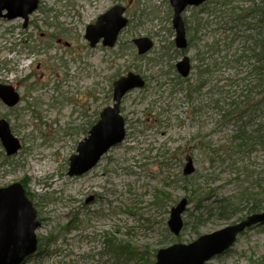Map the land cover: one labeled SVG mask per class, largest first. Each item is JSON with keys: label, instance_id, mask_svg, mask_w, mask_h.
I'll return each instance as SVG.
<instances>
[{"label": "rangeland", "instance_id": "obj_1", "mask_svg": "<svg viewBox=\"0 0 264 264\" xmlns=\"http://www.w3.org/2000/svg\"><path fill=\"white\" fill-rule=\"evenodd\" d=\"M262 1L188 8L186 50L175 46L169 0H40L26 29L22 19H0V84L21 97L15 108L0 101V120L22 145L7 157L0 142V189L24 183L41 223L42 252L26 264H113L100 254L106 239L158 252L246 216H213L193 227L192 184L210 192L201 205L210 209L222 200L246 209L243 192L264 189V147L237 155L231 140L239 125L264 126V89L255 90L251 73L264 39ZM117 5L129 24L116 47L91 48L87 27ZM139 38L154 42L143 56L133 44ZM184 56L192 63L187 78L176 68ZM129 73L146 86L122 100L126 139L93 170L69 177L70 158L114 104L113 84ZM189 163L193 173L186 176ZM183 198L191 200L183 217L190 226L174 236L167 223ZM208 264H264V226L247 230Z\"/></svg>", "mask_w": 264, "mask_h": 264}, {"label": "water", "instance_id": "obj_2", "mask_svg": "<svg viewBox=\"0 0 264 264\" xmlns=\"http://www.w3.org/2000/svg\"><path fill=\"white\" fill-rule=\"evenodd\" d=\"M207 0H169L174 10L173 29L175 45L186 49L188 40L183 13L188 7H199ZM39 0H0V19L8 21L23 19L27 28L30 16L37 11ZM125 8L115 6L101 15L94 25L88 26L86 40L90 47L101 41L104 47H115L121 31L128 25L124 17ZM264 16V11H263ZM139 55H146L154 47L148 38L134 40ZM182 77H187L191 66L188 57L177 64ZM142 77L129 73L114 83L113 106L107 107L100 115L98 123L92 127L88 137L79 143L77 154L70 158L69 177H80L94 169L102 157L126 138V125L121 115L123 97L134 89L143 88ZM0 98L9 107L19 103L20 97L12 87L0 85ZM0 141L7 156L16 155L21 150L19 140L12 134L9 123L0 121ZM193 173L189 163L185 175ZM189 205L187 199L171 209L168 228L174 236H179L184 228L183 214ZM264 225V212L247 217L243 221L227 226L212 234L203 235L190 244H175L158 251L154 264H207L214 258L233 248L238 237L253 226ZM41 223L37 211L20 183L0 189V264H26L38 251L37 230Z\"/></svg>", "mask_w": 264, "mask_h": 264}, {"label": "trees", "instance_id": "obj_3", "mask_svg": "<svg viewBox=\"0 0 264 264\" xmlns=\"http://www.w3.org/2000/svg\"><path fill=\"white\" fill-rule=\"evenodd\" d=\"M263 8L264 0L262 1V6L259 11V15L261 16L260 23L262 24L261 28L262 32L264 33V20L262 17ZM261 46L262 51L258 54H255L256 62L251 72L252 76L254 77L253 80L257 83L255 90H257L256 88L259 89L261 86L262 89H264V39L261 42ZM240 119H242V117ZM85 132H87V130ZM231 140L233 143L232 148L234 149L232 152L237 155H250L255 150L256 146L264 147V126L258 125L256 128H253V126L246 124L239 125L232 134ZM218 158H223L222 154L220 156L218 155ZM247 178H251V175H247ZM23 186L26 188L24 183ZM192 187L194 188L192 196L194 199H197V204L194 206L195 213L191 215V217L194 219L193 221H195L193 226L195 228H198L200 225L205 223L209 217L213 216H217L219 220L230 221L233 216L246 213V216L244 215L240 218V220H242L247 216L264 211V189L257 190V192L253 193L249 192V189L243 192L242 201L246 202V209H243V207H240L238 203L231 200L219 201V206L215 207L214 209H210L201 206L204 201L208 200L207 196L210 192H208L205 188H201L195 183L192 184ZM165 196L168 198L169 194H166ZM156 201L154 200V204H157ZM190 202L191 200L189 199V203ZM185 226H190V224L186 223ZM166 231L168 235V230ZM47 241H49V239H47ZM50 242L52 243L54 240L50 239ZM104 248L105 250L100 254L107 256L109 261L113 264H153L155 262L157 253L156 250L151 251L149 247L139 248L130 242L112 238L105 240ZM40 252H42V250L39 248V253Z\"/></svg>", "mask_w": 264, "mask_h": 264}, {"label": "flooded vegetation", "instance_id": "obj_4", "mask_svg": "<svg viewBox=\"0 0 264 264\" xmlns=\"http://www.w3.org/2000/svg\"><path fill=\"white\" fill-rule=\"evenodd\" d=\"M208 3V2H207ZM207 3L206 4H204L203 6H205V5H207ZM203 6H201V7H203ZM200 8V7H199ZM204 10V9H203ZM187 28V27H186Z\"/></svg>", "mask_w": 264, "mask_h": 264}]
</instances>
